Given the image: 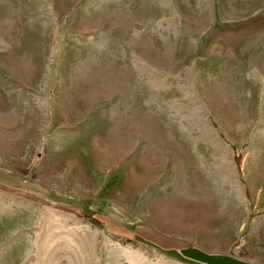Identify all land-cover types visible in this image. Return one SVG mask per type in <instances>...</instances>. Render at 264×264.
Wrapping results in <instances>:
<instances>
[{
  "label": "rangeland",
  "instance_id": "374dc122",
  "mask_svg": "<svg viewBox=\"0 0 264 264\" xmlns=\"http://www.w3.org/2000/svg\"><path fill=\"white\" fill-rule=\"evenodd\" d=\"M161 241L264 264V0H0V264Z\"/></svg>",
  "mask_w": 264,
  "mask_h": 264
},
{
  "label": "crops",
  "instance_id": "0c3cea01",
  "mask_svg": "<svg viewBox=\"0 0 264 264\" xmlns=\"http://www.w3.org/2000/svg\"><path fill=\"white\" fill-rule=\"evenodd\" d=\"M145 241V239H144ZM147 241H145L144 243L148 245H150L151 241H148V243H146ZM162 244H155L156 246H158L161 250H162V253H164L165 255H168V254H173L174 257L176 258H179V259H182L184 254L188 253V255H186V257L190 260L193 259V255H192V250H197V249H194V248H191V249H186L184 250L182 247H179V246H176V247H173V248H169L168 246H166L165 242H160ZM185 252V253H184Z\"/></svg>",
  "mask_w": 264,
  "mask_h": 264
},
{
  "label": "trees",
  "instance_id": "16d2710c",
  "mask_svg": "<svg viewBox=\"0 0 264 264\" xmlns=\"http://www.w3.org/2000/svg\"><path fill=\"white\" fill-rule=\"evenodd\" d=\"M68 203H70L71 205H75V204H77V202H72V201H70V202H68ZM77 205H79V204H77ZM87 218H88V219L90 220V222H92L93 224L98 225V221H97V219L94 218L93 216H87ZM191 252H192V255H193L192 262H194L195 264H200V263H199V256H200V257H204V258H209V257L212 258V256L205 255V254L201 253V252L198 251V250H192Z\"/></svg>",
  "mask_w": 264,
  "mask_h": 264
}]
</instances>
